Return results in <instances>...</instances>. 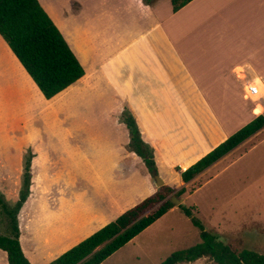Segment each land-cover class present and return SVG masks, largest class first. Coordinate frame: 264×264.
<instances>
[{
  "label": "crops",
  "instance_id": "crops-1",
  "mask_svg": "<svg viewBox=\"0 0 264 264\" xmlns=\"http://www.w3.org/2000/svg\"><path fill=\"white\" fill-rule=\"evenodd\" d=\"M37 1L83 69L46 99L0 36V195L16 200L29 155L18 243L30 264H46L157 188L127 148L122 109L172 186L264 110V0H189L176 10L170 0H118L84 17L83 0Z\"/></svg>",
  "mask_w": 264,
  "mask_h": 264
},
{
  "label": "trees",
  "instance_id": "trees-1",
  "mask_svg": "<svg viewBox=\"0 0 264 264\" xmlns=\"http://www.w3.org/2000/svg\"><path fill=\"white\" fill-rule=\"evenodd\" d=\"M152 1L142 0L145 4H150ZM187 1L189 0H170L172 10H176ZM0 36L46 99L83 75L81 65L37 0H0ZM119 119L128 131V150L141 158L147 171L152 175L156 172L152 148L141 139L131 111L125 107ZM263 125L264 110L193 163L181 169L178 173L179 179L184 183L189 181ZM29 178V155H26L16 200L12 205H7L0 195L1 210L7 217V231L0 234V249L6 254L7 264H30L18 243L16 221L17 210L28 194ZM176 187L177 185L163 183L155 192L127 208L46 264L101 263L173 206L167 197ZM182 191L183 188L179 187L174 192L175 196L178 197ZM178 207L198 228L200 242L173 251L159 264L192 262L203 255H209L225 264H264V254L246 248L234 253L226 244L218 241L202 228L191 211L192 207H185L181 203ZM221 255L225 259H220Z\"/></svg>",
  "mask_w": 264,
  "mask_h": 264
},
{
  "label": "rangeland",
  "instance_id": "rangeland-1",
  "mask_svg": "<svg viewBox=\"0 0 264 264\" xmlns=\"http://www.w3.org/2000/svg\"><path fill=\"white\" fill-rule=\"evenodd\" d=\"M43 1H51L53 7L59 1L69 3V0ZM118 3V0H83L80 17L88 12L101 14L109 6L117 9ZM177 185L169 196L182 187L178 195L183 199L181 204L192 207L194 217L206 232L234 253L246 248L264 254V125L209 167L205 174L188 184L178 182ZM8 201L4 202L14 203ZM178 205H173L176 208L165 212L100 264H159L173 251L200 242L198 228ZM6 231L7 217L0 206V234ZM221 258L225 259L223 255ZM180 264L225 263L203 255Z\"/></svg>",
  "mask_w": 264,
  "mask_h": 264
},
{
  "label": "water",
  "instance_id": "water-1",
  "mask_svg": "<svg viewBox=\"0 0 264 264\" xmlns=\"http://www.w3.org/2000/svg\"><path fill=\"white\" fill-rule=\"evenodd\" d=\"M151 176H152L155 186L159 187L163 185V180L159 177V175L156 172H153ZM167 198L172 205H178L181 203V200H182L181 197H176L173 194L168 196Z\"/></svg>",
  "mask_w": 264,
  "mask_h": 264
},
{
  "label": "built area",
  "instance_id": "built-area-1",
  "mask_svg": "<svg viewBox=\"0 0 264 264\" xmlns=\"http://www.w3.org/2000/svg\"><path fill=\"white\" fill-rule=\"evenodd\" d=\"M258 86L256 84H248L246 86V91L248 94L253 95L257 93Z\"/></svg>",
  "mask_w": 264,
  "mask_h": 264
}]
</instances>
